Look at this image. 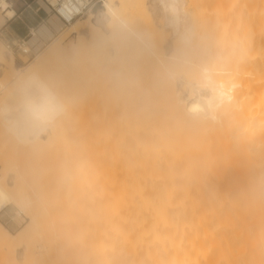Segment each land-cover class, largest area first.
<instances>
[{
    "label": "bare ground",
    "instance_id": "obj_1",
    "mask_svg": "<svg viewBox=\"0 0 264 264\" xmlns=\"http://www.w3.org/2000/svg\"><path fill=\"white\" fill-rule=\"evenodd\" d=\"M142 1L140 8L144 6V0ZM201 1L203 6L204 0ZM110 2L117 10V0H110ZM196 2L197 7L200 6L199 8L204 11L205 6L202 7L201 4L198 5V1ZM230 3L232 8L233 2ZM218 4L216 3L217 6ZM237 4L238 2L235 3ZM127 5L126 7H131V4ZM8 6L7 0H0V7L4 8L3 15H0V26L9 18V15L13 14V10L7 9ZM194 6L193 8L196 9ZM219 7L223 9V6ZM228 7L224 8L225 12ZM215 9L217 14V8ZM248 9L245 12L248 13L250 11ZM252 9L254 12H260H257L259 17L261 13L262 15L260 25L258 21L255 22L257 15L255 20L252 19L255 23L254 37L252 41L248 40V47L252 43L253 48L251 52L248 51V58L247 50L244 51L246 52L244 57L249 64L247 70L241 66L240 61L234 64L230 62L229 55L231 58L234 55H223L228 51L224 49L226 46H222L227 38L221 37L225 42L222 44L221 39L214 37L217 32L219 33L218 28L226 26L225 22L223 27L221 23L218 24L217 31L216 28L213 29L216 32L212 31V34L216 33L213 37L219 40L221 46L217 44V41L216 45L215 41L212 42L215 47L211 46L212 37V39L209 37V44L203 39L204 44L213 48L212 52H217L216 54L219 53L218 56L222 57L218 65L221 69V75L218 78L225 81L234 79L239 82L233 103L222 108L216 120L194 117L186 111V81L189 71H186V77L176 73L180 77L179 87L178 85L177 88L175 87L174 81L172 85L169 84L171 87L162 90L164 95L160 91L173 111V115L169 114L168 121H159V116L156 115L152 117L151 111L152 113H149L151 116L148 115L146 119H149V122L143 123L142 120L138 123V120L136 123L132 118L135 125L133 122L128 129L105 131L101 147H94L92 152L89 147L88 152L84 150L87 153L85 156L87 159L91 158L92 153L91 164L88 162L86 167L85 161H79L77 178H90V185H88L89 182L87 183L90 186L88 201L90 226L88 236L81 232L76 237L75 258L84 257L86 264H264V0H254ZM140 11L144 14L143 8ZM196 11L197 14L199 10ZM242 11L240 16L241 13L244 14ZM253 11L251 10L252 13ZM222 15L226 16L228 13L222 12ZM236 15H233L234 17L231 15L233 18L228 16L232 25H235L233 20H239V16ZM93 16L88 12V17L84 21L80 18L71 20L57 38L52 39L27 65L21 68L16 67L13 56L9 55V58L5 56L6 51L4 52V46L0 42V66L4 68V76L11 77L14 83L22 72L31 70L40 72L49 58L61 53L63 42L73 34L77 38L71 49L73 52L77 49L82 50L89 44L102 43L109 36H116L99 22V16L95 15L93 22ZM146 17L144 14L143 20H138L136 23H139L138 27L143 21H150L149 15L148 18ZM200 18L201 23L197 22L199 24L197 29L201 28L199 30L205 32V30L202 31V27L205 26L202 20L204 17L200 16ZM250 19L249 22H252ZM243 22L246 21H242L240 25ZM232 25L231 29H237L236 26L232 28ZM247 25L250 24L247 23ZM146 26L148 25L145 24L141 28L145 30ZM151 26L154 25L150 24L148 27ZM169 32L172 51H176L175 36L170 29ZM221 33L220 36H223ZM231 34L229 33L230 37ZM206 35L209 36V34ZM224 35L227 34L224 33ZM154 36L156 34H153ZM218 46L219 49L223 47L222 56L221 52H218L220 50L216 48ZM203 47L207 48V45ZM160 51L163 52L162 47ZM216 54L213 55L216 57ZM160 55L164 56L163 53ZM160 55L157 54V58ZM170 55L169 59L172 60ZM213 55L210 58L214 57ZM169 59L164 60L166 67L171 61ZM175 64L176 61L174 66ZM164 73L166 75V72ZM173 73H171L172 76ZM169 78H171L170 74ZM172 79L174 80L175 77ZM10 98L11 92L7 100ZM144 117L141 118L145 120ZM150 117L154 122H151ZM47 126L51 127L52 124ZM60 151L65 152V156L71 152H68L67 148ZM7 186L0 165V209L12 201ZM31 190L32 196L24 193L17 197L21 208L27 211L29 222L16 234L11 233L0 223V249H9L13 244L24 249L23 242L32 234L39 222L38 211L35 209L41 207L42 211L48 210L47 205L41 204L46 193L38 192L35 187ZM64 237L65 232L57 233L55 247L51 251H46L48 254L46 256L54 255L55 250L60 253V250L64 249ZM24 254L26 259L29 255L26 248Z\"/></svg>",
    "mask_w": 264,
    "mask_h": 264
},
{
    "label": "rangeland",
    "instance_id": "obj_2",
    "mask_svg": "<svg viewBox=\"0 0 264 264\" xmlns=\"http://www.w3.org/2000/svg\"><path fill=\"white\" fill-rule=\"evenodd\" d=\"M8 1L11 2L10 0ZM49 1L50 0H44L48 6ZM133 1L134 0H117L116 8L119 14L123 18L127 19L131 25L135 27L134 29L139 31V34L145 38L143 42L135 44L124 43L120 41L116 35L107 37V39L102 43L89 44L83 49L81 48L82 50L77 49L73 52L71 49L77 40L76 36L73 34L63 42V50L61 53L49 58L41 68L40 73L67 101V110L63 115L51 123V127L46 126L42 129H36L26 140H21L17 135L10 131L5 120L0 119V165L1 172L3 173L5 181L8 185L7 187L9 189V193L12 197V201L8 203L11 204L9 206V210H12V206H16L23 210L27 216V220L22 226L18 228L10 227L8 229L11 233L16 234L25 224L29 222L30 219L27 211L21 208L17 197L24 193L32 196V187H35L38 192L46 193L47 197L45 195L43 196L41 204L44 203L43 205H47L48 209L47 211H42L43 208L41 207L35 209L38 211V225H36L32 234L22 244L24 249L26 248L29 251V255L26 256V259H24V249L17 244H13L9 249H0V264H86L84 257H81V259L75 258V254L77 252V248L75 247L76 237L81 232H83V234H87L88 236V229L90 226V206L88 204L90 192V186L88 185H90V178H77V165L79 164V161H85L86 167L88 162L91 164L90 159L92 158V153L91 158L87 159L85 157L87 153L85 152H88L89 148L92 152L94 147H101L103 144V132L105 131H117L124 128L128 129L134 120L136 123L138 120V123L142 120L143 123L149 122V119H146L151 115L152 117L153 115L159 116L158 120L163 122L168 121L169 116L173 115V111L170 109L165 97L162 96V90L167 87H171L169 84L172 85V82L174 81L175 84H173L175 87L177 88V85L179 87L178 80L180 77L178 74L186 77V71L190 72L191 69L187 66H182L177 62L174 66L175 60L173 56H175L176 51H172L171 33L164 24L163 15L162 19L157 17L156 12L158 9L155 4L156 0H144V6L142 7V12L145 16H147L146 18H148L149 15V20L152 22L151 23L146 20L142 23H145L148 26H150V24L154 25L151 26L152 29L151 27L146 26V29H151L150 31L149 29L148 31H145L146 29L143 30L141 28V26H144L145 24L142 25V23H140L141 26H137L139 25V23L136 24L138 20H143L144 17V14L140 13V10L142 9L140 7L142 6L141 3L143 1L140 0V2L142 1L141 3L138 0ZM136 1L139 5H137L138 3H135ZM196 1L199 2L198 5L201 4L202 6L200 0H195V3L193 0L191 1L192 3H190V0H181L183 9L187 14L188 21L197 29V25L199 26L198 23H201L200 16H203L204 19L202 18V20H204L205 26L204 28L202 27V31L205 30V32H201V28H198L197 31L200 29L199 32H201V36L203 34L202 37L205 42L208 41L209 44V39L211 37L213 38H211V46L215 47L216 45L217 39H214V37L219 40L221 39L220 42H222V44L226 42V45L224 44L222 46H226L224 48L225 51L228 50L230 53L226 51L223 55H234L232 58L229 55L228 58H230V62H233L234 64L237 61H240L241 66L247 70L249 64H247L248 61H246V59L248 58L249 52H251L253 48L252 43H250V47H248V40L250 39V41H252L254 37L253 27L255 23H253L252 19L255 20V16L257 15V12H259H254V9H252L254 0L252 2H250L251 0L248 2L247 0H202L204 2L203 6H205L204 11L199 8L200 6L197 7ZM215 1L216 3L222 4H218L217 6ZM235 1L238 2L237 5H239V3L240 5H235V3H237ZM230 2H233L232 8ZM125 3L128 5L131 4V7L128 5V7H126ZM133 3H135V5ZM241 3L245 4L244 8ZM259 3L260 2L257 4ZM102 5L95 8L94 11L89 12L94 15L92 18L93 22L95 15L98 16V14L103 10ZM193 6L196 7V9L193 8ZM219 6H223V9L221 10ZM233 6L236 7L233 8ZM215 7L217 8V14L215 12L216 9L214 10ZM218 7L220 8V11L218 10ZM227 7V12H225L226 10L224 8ZM246 8H249V12H251V10L253 11L254 14L252 12L251 13L254 18L250 15L251 13L245 12L247 10ZM194 9L195 11L198 9L199 14H196ZM230 9L231 11H238L231 14V11H229ZM244 9L246 10L244 11ZM3 10L4 8L0 7V15H3ZM241 11L246 15L241 13L240 16ZM222 12L223 14L228 13V15H226L227 17L229 15L231 17V15L233 16L239 14L236 15L239 16V20H233L235 25H232V21L229 19L230 17H228V21L227 17L222 15ZM198 15L200 16L198 17ZM261 15L262 13L260 14V17L256 16L255 20L256 23L257 21L259 22V25L261 22ZM244 16L246 19H244ZM250 16H252V18ZM87 17L88 13L79 18L81 21H84ZM196 17L198 19H196ZM240 17L243 18L241 19ZM247 17L249 18L247 19ZM210 18L211 21H209ZM257 18H259V20H257ZM249 19L252 20V22H249ZM213 20L218 22L216 23V21L214 22ZM240 20L246 21L243 22L244 24H241L243 25L242 27H240V23L242 22H240ZM226 21H228V23ZM230 21L232 28L236 26L235 28L237 29L233 28V30L230 28ZM146 22H148V24ZM210 22H212V24ZM224 22L228 27L227 29L225 28L226 26L223 25ZM220 23L222 24V27L224 26L223 28H218V24ZM237 23H239V26H237ZM247 23L250 25L248 26ZM246 25L248 27H246ZM66 27V25H63L62 29L55 38H57L61 31ZM153 27L156 28L154 29ZM214 28H216V31L219 29V33H215L218 37L214 34V32H216L213 30ZM232 30L234 32H232ZM142 31L144 32L142 33ZM212 31H214L213 34ZM150 32L151 34H149ZM220 33L223 36H220ZM224 33L227 35H224ZM229 33H232L231 37ZM153 34H156V36L153 37ZM206 34H209V36ZM155 37L159 40L155 39ZM221 37L223 39L227 38V41H222ZM219 40L217 41V44L221 46ZM50 41L46 42V44ZM0 42L4 46V52L6 51L5 56H7V58L10 56L14 57L17 68L27 65V63H29L39 51L44 49L46 45L42 46L39 50L32 49V53L30 55H25L23 53H16L14 50L9 48L1 37ZM212 42H214L215 45L214 43L212 44ZM208 44L201 45L197 52H195L193 63L199 64L207 61V58L211 59V55L217 53L212 52L213 48ZM205 45H207V48L203 47ZM219 46L216 48L219 49ZM161 47L163 52L160 51ZM221 49H219L220 51L218 52H221ZM158 52L163 53L164 56L160 55L161 53ZM155 53L162 57L158 56L157 58V54ZM244 53L247 54V58L244 57ZM242 54L244 58L242 57ZM169 55L173 61L169 59ZM218 55L216 54V56ZM220 55L222 56V52ZM213 56L215 57V55ZM238 57L240 58L238 59ZM159 58L163 59L160 60ZM167 59L171 61L168 62L169 64L167 63L168 65L166 67V64L164 65V63ZM249 63L251 64V62ZM164 67H166V70H164ZM2 68L3 67L1 65L0 86L7 85L8 87H0V90L3 91H0V105H3L6 101H8L7 97L10 95L11 85L13 84L11 77L7 78L4 76V68L3 71ZM164 72H166V75ZM171 73H173V76ZM169 74L171 78H169ZM167 76L169 79H166ZM172 77H175V79L173 80ZM162 80H164V82ZM151 111L153 114H151ZM149 113L151 115H149ZM141 115L143 117L145 116V120L141 118ZM150 120H152L151 122H154L152 118ZM127 121L128 124L130 122V125L127 124ZM65 148H67L68 152L71 151L69 154H72V157L69 154L65 156V152L60 151ZM65 157L67 158L65 159ZM80 212H82V214ZM58 232H65V247L60 250V253L55 250L53 252L54 255L46 256L48 255L46 251H51L53 247H55V240ZM20 260L23 261L21 262Z\"/></svg>",
    "mask_w": 264,
    "mask_h": 264
},
{
    "label": "clouds",
    "instance_id": "obj_3",
    "mask_svg": "<svg viewBox=\"0 0 264 264\" xmlns=\"http://www.w3.org/2000/svg\"><path fill=\"white\" fill-rule=\"evenodd\" d=\"M58 11L68 18L78 14L83 0H52ZM164 22L176 39L174 60L192 69L187 74L186 111L194 117L216 120L218 113L234 101L235 90L239 87L236 80L219 79L218 67L222 57L194 64V55L203 43V37L187 19L181 0H159ZM64 9V12H61ZM65 12L70 15H65ZM13 15V14H11ZM9 15V19L11 18ZM99 22L120 41L128 44L143 42L131 23L123 18L113 7L110 0H104L103 10L98 14ZM25 52L29 49L25 48ZM0 87L7 88V85ZM67 110V101L50 82L36 70L22 72L11 85V98L0 105V119H4L10 131L21 140H26L36 129L51 124Z\"/></svg>",
    "mask_w": 264,
    "mask_h": 264
},
{
    "label": "crops",
    "instance_id": "obj_4",
    "mask_svg": "<svg viewBox=\"0 0 264 264\" xmlns=\"http://www.w3.org/2000/svg\"><path fill=\"white\" fill-rule=\"evenodd\" d=\"M10 1L7 9L13 10V16L0 26V37L7 45L14 40L25 39L31 52L32 49L39 50L54 39L64 25L44 0ZM155 4L157 17L162 19L159 1L156 0Z\"/></svg>",
    "mask_w": 264,
    "mask_h": 264
},
{
    "label": "built area",
    "instance_id": "obj_5",
    "mask_svg": "<svg viewBox=\"0 0 264 264\" xmlns=\"http://www.w3.org/2000/svg\"><path fill=\"white\" fill-rule=\"evenodd\" d=\"M103 3L104 0H83V7L78 9V14L68 18L62 16L58 11V8L60 7L59 4L54 6L53 2H49V7L51 11L63 22V24L67 25L71 20L82 17L90 11H94L95 8L102 5ZM61 12H64V9H61ZM65 15H70V13L65 12ZM8 47L14 50L16 53H23L25 55H30L32 53L28 47L27 40L25 39L14 40L10 45H8ZM25 48L29 49V51L25 52ZM10 205L11 204H7L0 209V222L7 228H18L26 222L27 216L23 210L16 206H12V210H9Z\"/></svg>",
    "mask_w": 264,
    "mask_h": 264
}]
</instances>
